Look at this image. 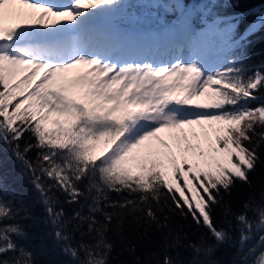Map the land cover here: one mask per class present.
I'll list each match as a JSON object with an SVG mask.
<instances>
[{
  "label": "snow or ice",
  "instance_id": "obj_1",
  "mask_svg": "<svg viewBox=\"0 0 264 264\" xmlns=\"http://www.w3.org/2000/svg\"><path fill=\"white\" fill-rule=\"evenodd\" d=\"M239 7L240 0L193 8L181 0H0V144L32 176L69 264H109L110 234L123 235L126 220L164 231L172 207L215 240L189 245L190 264L230 240L213 209L237 181L250 184L264 146V64L249 68L245 51L264 30V0L227 12ZM169 10L175 22L148 23ZM204 125H219L207 150L190 142L207 138L195 130ZM26 133L33 142L21 150ZM33 150L35 161L27 158ZM57 193L70 205L83 201L87 212L67 216ZM21 211L0 200V264H36L18 243L23 227L4 223ZM256 214L255 224L236 216L242 248L264 231V198ZM69 225L89 239L73 245ZM160 264L183 262L165 255Z\"/></svg>",
  "mask_w": 264,
  "mask_h": 264
},
{
  "label": "trees",
  "instance_id": "obj_2",
  "mask_svg": "<svg viewBox=\"0 0 264 264\" xmlns=\"http://www.w3.org/2000/svg\"><path fill=\"white\" fill-rule=\"evenodd\" d=\"M188 8L195 7L202 0H182ZM261 0H240L239 8H229L227 12L237 13L247 8L260 5ZM149 24H165L173 20L171 16L162 17V11L158 17H149ZM195 22L200 21L198 17ZM254 17H248L241 22L240 31L251 22ZM247 47L246 65L249 68L264 64V30L256 33L250 38ZM169 133L164 132V137L169 139ZM30 142V134H25L20 143L21 150ZM206 150V148H205ZM260 162L254 173L250 174V184L237 181L231 189L230 194L223 195L221 203L214 207L212 217L215 226L223 229L230 236V240L216 246L210 255H200L198 259L202 264H256V259L263 252L264 247L259 244V237L264 231H254L252 239L241 246V225L236 216L246 214L249 220L257 221L256 209L264 198V146L258 149ZM29 160L35 161L36 151L27 153ZM83 187V186H82ZM117 198L115 194H111ZM0 200L9 201L15 209H21L20 215L11 220L4 221L5 224H19L23 227L26 238L18 241L24 248L31 251L36 264H69V257L62 251L63 244L54 235L55 228L50 223L45 205L40 194L33 186L32 176L26 172L22 164L16 159L10 147L0 144ZM59 208H62L67 216L74 215L76 210L86 213L83 201L80 204L70 205L65 203V197L57 193ZM255 200L249 209L243 206ZM169 207H172L169 205ZM23 210H26L23 211ZM168 216V229L158 230L155 224L148 225L141 221L139 226L131 224L130 220L123 223V235L110 234L114 241V250L109 257V264H160L165 255L174 261H182L190 264L193 259V249L189 245H202L204 247L215 244L214 237L202 224L194 222L191 215H180L172 207L171 211L165 209ZM72 237L71 243L78 245L82 240L87 241L89 237L81 232L75 231L71 225L66 229ZM86 232V229H85ZM134 248L135 252L129 251ZM257 249L253 255L249 249ZM12 254L10 253L9 256Z\"/></svg>",
  "mask_w": 264,
  "mask_h": 264
},
{
  "label": "rangeland",
  "instance_id": "obj_3",
  "mask_svg": "<svg viewBox=\"0 0 264 264\" xmlns=\"http://www.w3.org/2000/svg\"><path fill=\"white\" fill-rule=\"evenodd\" d=\"M181 2H182V4H184L182 0H181ZM196 6H202V2L198 3ZM196 6H195V7H196ZM177 15H178V14H173V13L171 12V10H169L167 13H165V12L162 11V17L171 16V19H172L173 21H176ZM148 21H150L149 18H148ZM21 22H28V21H21ZM197 22H199V23H197V24H200V23H201V21H197ZM14 23H16V20H15V19L9 20V21L6 22V26H7V24H14ZM215 127H219V125H211V126H209V125L196 126V127H195V130L197 131V133H201V129L203 128V129H206V130L208 131V136H207V138H205V137L201 134V135H200V139H199V141L191 140V138H190V142H191L193 145H195V144L198 143V144L200 145V147H202L203 149L206 148V150H207L209 144H211V143L214 142V138H215V136H214V133L212 132V129L215 128ZM160 136H161V138L164 139L166 142L171 143L170 139L164 137V133H161ZM263 252H264V249H263Z\"/></svg>",
  "mask_w": 264,
  "mask_h": 264
},
{
  "label": "bare ground",
  "instance_id": "obj_4",
  "mask_svg": "<svg viewBox=\"0 0 264 264\" xmlns=\"http://www.w3.org/2000/svg\"><path fill=\"white\" fill-rule=\"evenodd\" d=\"M130 54H133V55H148L149 52L148 50H135L133 52H131ZM78 70H74L73 74H75Z\"/></svg>",
  "mask_w": 264,
  "mask_h": 264
}]
</instances>
